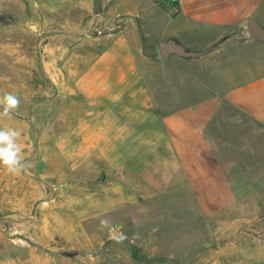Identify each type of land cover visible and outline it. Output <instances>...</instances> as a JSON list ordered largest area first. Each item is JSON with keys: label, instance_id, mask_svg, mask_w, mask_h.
Returning a JSON list of instances; mask_svg holds the SVG:
<instances>
[{"label": "crops", "instance_id": "crops-1", "mask_svg": "<svg viewBox=\"0 0 264 264\" xmlns=\"http://www.w3.org/2000/svg\"><path fill=\"white\" fill-rule=\"evenodd\" d=\"M75 6L88 18L75 30L90 33L86 64L71 87L82 110L52 140V156L78 180L69 189H79L83 174L85 206L101 207L105 199L121 236L129 222L139 228L140 207L165 191L195 206L230 205L232 185L210 130L219 126L227 136L231 109L264 127V0H77ZM145 11L152 20L142 18ZM160 14L169 26L156 54H147L144 46L153 44L145 30ZM162 43L194 55L163 60ZM172 56L180 59L172 61L175 72L155 73L154 61ZM238 142H231L235 149ZM104 213L91 209L84 220L97 222ZM91 229L83 236L96 237Z\"/></svg>", "mask_w": 264, "mask_h": 264}, {"label": "rangeland", "instance_id": "rangeland-1", "mask_svg": "<svg viewBox=\"0 0 264 264\" xmlns=\"http://www.w3.org/2000/svg\"><path fill=\"white\" fill-rule=\"evenodd\" d=\"M76 1L0 0V97L11 93L20 101L7 116L0 106V129L20 132V157L29 164L18 174L0 166V264H264V127L238 111L229 110L227 136L219 126L210 130L235 197L228 206H195L184 194L165 191L140 207L139 228L129 222L121 236L105 199L101 207L85 206L83 174L79 189H69L78 180L52 156V140L82 110L71 87L86 64L84 37L90 33L75 30L88 20ZM147 13L142 18L152 20ZM154 21L145 30L153 45L144 49L155 55L169 24L161 14ZM176 59H156L155 73L175 72ZM229 136L239 140L236 149ZM71 194L82 199L70 204ZM91 209L106 213L85 222ZM101 220L109 227L101 228ZM88 228L96 237L83 236Z\"/></svg>", "mask_w": 264, "mask_h": 264}, {"label": "clouds", "instance_id": "clouds-1", "mask_svg": "<svg viewBox=\"0 0 264 264\" xmlns=\"http://www.w3.org/2000/svg\"><path fill=\"white\" fill-rule=\"evenodd\" d=\"M19 98L11 93H5L0 97V106H3V115L18 108ZM20 132L13 128L0 129V166H3L10 174H18L25 170L29 164L20 157L21 147L17 143ZM109 227V222L101 220V228ZM119 242V241H117Z\"/></svg>", "mask_w": 264, "mask_h": 264}, {"label": "water", "instance_id": "water-1", "mask_svg": "<svg viewBox=\"0 0 264 264\" xmlns=\"http://www.w3.org/2000/svg\"><path fill=\"white\" fill-rule=\"evenodd\" d=\"M4 17H1L3 19ZM159 53L163 60H166L169 54H176L179 56H192L193 53L182 50L179 46L173 43H162L159 45Z\"/></svg>", "mask_w": 264, "mask_h": 264}, {"label": "built area", "instance_id": "built-area-1", "mask_svg": "<svg viewBox=\"0 0 264 264\" xmlns=\"http://www.w3.org/2000/svg\"><path fill=\"white\" fill-rule=\"evenodd\" d=\"M168 1H171L172 3H174L176 0H168ZM96 32L99 34L101 33V31H99L98 29H96Z\"/></svg>", "mask_w": 264, "mask_h": 264}]
</instances>
